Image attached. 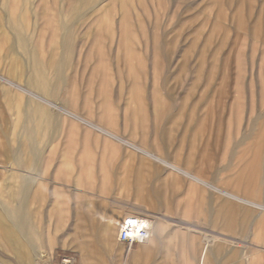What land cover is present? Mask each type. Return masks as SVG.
Here are the masks:
<instances>
[{"label":"rangeland","instance_id":"obj_1","mask_svg":"<svg viewBox=\"0 0 264 264\" xmlns=\"http://www.w3.org/2000/svg\"><path fill=\"white\" fill-rule=\"evenodd\" d=\"M28 50L53 96L25 83ZM27 99L46 109L36 152L20 136ZM20 142L16 166L9 157ZM188 152L210 162L208 183L231 186L264 219V0H0L1 199L18 192L11 176L32 173L29 204L7 205L26 218L0 205L9 228L1 263L73 255L77 264H136L133 250L103 236L108 213L134 206L167 225H197L179 226V236L200 250L215 191L147 154L182 162ZM27 226L48 261L29 246Z\"/></svg>","mask_w":264,"mask_h":264},{"label":"crops","instance_id":"obj_2","mask_svg":"<svg viewBox=\"0 0 264 264\" xmlns=\"http://www.w3.org/2000/svg\"><path fill=\"white\" fill-rule=\"evenodd\" d=\"M20 42L22 43L18 38V44ZM27 52L29 57L32 58H29L27 63L29 72L25 83L42 94H55L56 85L49 83L47 80L42 63L35 59L31 50ZM10 103L11 95L9 96V111L12 112L13 108H11ZM45 110L43 105L30 99L25 100L24 107H21L20 136L23 137V143L26 142L28 145L26 148L30 152H36L40 149L36 143V134L39 131L42 133L45 131L47 125ZM56 123L57 126H61V121ZM104 133L106 132L104 131ZM108 135L111 134L108 133ZM23 143L20 142L9 157L10 159L13 158L16 166H20L25 161ZM190 148L192 150L193 146ZM180 150H183V143L178 145L176 152ZM147 154L164 163L171 171H175L183 178H192L196 183L215 191L206 215L209 230L205 231L206 234L203 236L202 248L199 250L198 245L201 244L197 241L194 244L195 248L191 247V242L179 236L181 233L179 226L186 225L187 227L197 228V225L189 224L184 219L173 220L177 223L176 225H167L166 219L160 218L157 213L137 206L125 212L108 213L103 218L104 237L116 236L117 238L122 221L126 216L131 215L135 219L146 220L151 224L148 238L140 244L133 245L131 249L134 252L136 264H264V248L262 247L264 246V237L262 236L264 233V219L262 215L255 219L254 210L260 207L257 203L246 200L239 194L225 191V189L232 187L227 186L224 182L214 180V185L208 183V179H212L209 176L207 177L211 166L210 162L205 163L200 158L191 157L190 152L182 162L176 161L177 157L175 155V160L167 162L150 153ZM31 174L11 176L19 179V183L16 184L13 181L9 182V190L18 191L10 197L11 203L5 202L0 197V205L3 207L5 214L10 215L15 221H18L19 217L26 218L27 210L26 208H22V210L11 209L7 205L25 206L29 204ZM82 174L85 175L87 172ZM26 236L28 244L35 254L42 251V245L32 238L28 226ZM218 239H231L236 241V244H228ZM239 243L242 246H239ZM8 247L9 228L0 221V253L8 252ZM0 264L3 263L0 262Z\"/></svg>","mask_w":264,"mask_h":264},{"label":"built area","instance_id":"obj_3","mask_svg":"<svg viewBox=\"0 0 264 264\" xmlns=\"http://www.w3.org/2000/svg\"><path fill=\"white\" fill-rule=\"evenodd\" d=\"M148 238V229L143 227L138 231L132 229L129 225L122 226L118 230L117 239L125 245L127 251L131 250L133 245L140 244ZM39 257L43 261H48L50 256L47 252H39ZM56 264H77L73 255H61Z\"/></svg>","mask_w":264,"mask_h":264},{"label":"bare ground","instance_id":"obj_4","mask_svg":"<svg viewBox=\"0 0 264 264\" xmlns=\"http://www.w3.org/2000/svg\"><path fill=\"white\" fill-rule=\"evenodd\" d=\"M126 225H129L135 231H138L140 228L145 227L148 229V234H149V231L151 228V224L149 222H147L146 220L135 219L131 215L125 217V219L122 221L121 225L119 226V229H120V227L126 226ZM39 252H42V251H39Z\"/></svg>","mask_w":264,"mask_h":264}]
</instances>
